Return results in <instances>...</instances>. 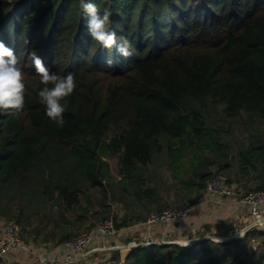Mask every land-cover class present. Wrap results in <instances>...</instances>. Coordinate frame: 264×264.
Segmentation results:
<instances>
[{
    "label": "trees",
    "instance_id": "1",
    "mask_svg": "<svg viewBox=\"0 0 264 264\" xmlns=\"http://www.w3.org/2000/svg\"><path fill=\"white\" fill-rule=\"evenodd\" d=\"M93 2L111 10V28L131 42L130 57L89 36L79 0H0V40L15 52L26 85L24 109L0 114V215L28 243L35 236V243L63 244L81 234L67 214L82 208L81 193L110 179V158H118L121 190L137 205L148 202L146 212L113 219L99 198L98 219L119 229L147 222L149 206L159 205L157 185L145 186L162 166L196 190L176 209L199 204L215 175L244 193L264 190V0ZM33 51L52 72L76 78L63 128L39 100L44 85ZM15 203L19 213L11 214ZM120 254L108 262L264 264V228L226 241L141 244L122 262Z\"/></svg>",
    "mask_w": 264,
    "mask_h": 264
},
{
    "label": "built area",
    "instance_id": "2",
    "mask_svg": "<svg viewBox=\"0 0 264 264\" xmlns=\"http://www.w3.org/2000/svg\"><path fill=\"white\" fill-rule=\"evenodd\" d=\"M223 198L240 201L249 209L252 220L243 229L241 236L254 226H264V190H253L244 193L243 189L237 184L229 185L224 177L215 175L209 181L205 197L200 203L212 204ZM194 211L195 206L154 211L151 213L147 224L157 226L183 221L190 217ZM124 234L128 236L129 229L125 227L117 228L113 219L103 220L92 229L85 230L81 234L65 241L61 244L62 254L59 257L51 258L38 251L37 247L22 238V229L16 222L7 221L0 228V264H86L89 258L98 255L100 252L109 249H118L122 252L124 249L131 250L133 247L138 246L139 243L136 240H132L129 243L113 244V241L124 237ZM150 243L152 242H144L142 245ZM14 249L24 256L15 255ZM31 257L35 259L34 262H29ZM122 261H124V257Z\"/></svg>",
    "mask_w": 264,
    "mask_h": 264
},
{
    "label": "clouds",
    "instance_id": "3",
    "mask_svg": "<svg viewBox=\"0 0 264 264\" xmlns=\"http://www.w3.org/2000/svg\"><path fill=\"white\" fill-rule=\"evenodd\" d=\"M83 13L87 16V31L89 36L102 47L112 50L124 58L132 55V44L123 35L118 36L112 30L110 9L103 12L93 0H79ZM30 60L40 83L44 85L38 91L40 102L45 106L46 116L58 127L65 126L64 113L67 110V100L77 88L73 73L58 75L52 72L44 60L33 51ZM106 64L111 67L113 60L109 57ZM13 49L0 40V114H12L22 111L26 103L25 75Z\"/></svg>",
    "mask_w": 264,
    "mask_h": 264
},
{
    "label": "rangeland",
    "instance_id": "4",
    "mask_svg": "<svg viewBox=\"0 0 264 264\" xmlns=\"http://www.w3.org/2000/svg\"><path fill=\"white\" fill-rule=\"evenodd\" d=\"M192 154L190 151L186 153L185 157V164L186 166L189 164V160ZM188 163V164H187ZM150 172L157 173V175H153L152 180H147V184L145 187H155L157 185V197L160 200L159 205L155 208L154 206L150 205L151 209L147 211V214L149 215L150 213L154 211H158L162 208H173L176 209L177 205H183L188 202V200L196 195V190L194 189V186L192 185H184L183 183L181 184L178 179L175 177V173L171 170L168 169L166 166H162L159 169H151ZM110 179H107L104 181V186L103 187H98L97 189H91L88 190L86 193H81V207L82 208H77V213H68L67 216L70 219V229L74 231H79V232H84V230L95 226L97 223L100 222V219H98L99 214L96 213V211H100V207L98 204V199L102 198L104 199L105 197L107 198V203H108V210L111 209V216L114 219V217L118 216L119 219L123 218L126 216L128 213H134L133 210H138V211H143L146 212L147 207L145 206L148 204L146 200L142 202V204L137 205L136 202L130 198V196L127 195V193H124L121 188L119 187V184L122 179V175L119 172V161L118 158H110ZM184 178H187L186 175H184ZM124 196V201H122L121 196ZM19 204L15 203L12 209L10 210L9 213H19ZM84 207H88L90 210L89 212H85L83 209ZM184 207V206H183ZM136 212V211H135ZM10 214V215H11ZM58 214V213H57ZM81 215L82 218H84L83 223L84 226L83 228H77L76 225V218L77 216ZM151 215V214H150ZM10 216H5V215H0V228L3 226L4 222L10 220ZM79 217V218H81ZM121 217V218H120ZM81 218V219H82ZM37 221V220H36ZM34 221V222H36ZM46 223V220L44 221ZM35 224V223H32ZM52 224V223H51ZM50 225V224H49ZM54 226V223L52 224ZM31 227V225H30ZM137 227V226H136ZM52 228V227H51ZM124 228V227H122ZM129 229V235H123L124 237H121L120 239H117L113 241V244L115 243H129L130 241L134 240L135 238H139L140 234L133 232V229L135 226L132 227H125ZM138 228V227H137ZM52 229H46L42 232L41 237L45 234L46 231L51 233ZM138 230V229H137ZM26 240H28L27 236L25 235ZM24 239V237H23ZM25 240V239H24ZM25 240V241H26ZM58 240V238H57ZM60 241V240H58ZM147 242V241H144ZM138 245L142 244V241L137 240ZM35 247L37 246V243H32ZM57 245V243H56ZM118 251V249H109L104 251L105 255L107 254L108 258L111 259L113 255ZM129 249H124L122 252H120V258L122 262V258L127 255L129 252ZM13 252L19 256L23 257L24 255L21 254L18 250L14 249ZM104 252H100V255H103ZM98 254V255H99ZM94 257H97L96 255ZM102 257V256H99ZM105 257V256H103ZM32 261L35 259L31 257ZM119 264V263H117Z\"/></svg>",
    "mask_w": 264,
    "mask_h": 264
},
{
    "label": "crops",
    "instance_id": "5",
    "mask_svg": "<svg viewBox=\"0 0 264 264\" xmlns=\"http://www.w3.org/2000/svg\"><path fill=\"white\" fill-rule=\"evenodd\" d=\"M251 220L252 218L247 206L240 201L223 198L212 204H197L194 213L183 221L157 226L149 225L147 222L142 221L135 225L133 229V232L136 231V233L140 234V237L134 240H141L142 243L144 241L152 243H184L188 240L203 238L209 235L229 238L240 234L251 223ZM261 228H264V226ZM29 241V243L35 244V236L29 237ZM57 242L58 240L44 242L40 239L37 241V249L51 258L59 257L63 249L62 245H56ZM96 256L89 258L86 264H110L105 252L103 255L99 254ZM34 261L32 259L29 260V262Z\"/></svg>",
    "mask_w": 264,
    "mask_h": 264
},
{
    "label": "water",
    "instance_id": "6",
    "mask_svg": "<svg viewBox=\"0 0 264 264\" xmlns=\"http://www.w3.org/2000/svg\"><path fill=\"white\" fill-rule=\"evenodd\" d=\"M242 234L240 233V234H238V235H234V236H232V237H229V238H220V237H215V236H205V237H203V238H198V239H192V240H188V241H186V242H184V243H181V242H178V243H180V244H182V245H191V244H193L194 242H197V241H199V240H201V239H204V238H212L213 240H215V241H226V240H231V239H233V238H236V237H240Z\"/></svg>",
    "mask_w": 264,
    "mask_h": 264
}]
</instances>
